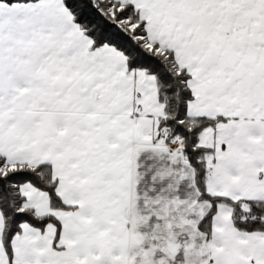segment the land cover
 Instances as JSON below:
<instances>
[{"label": "snow or ice", "instance_id": "6c2138e0", "mask_svg": "<svg viewBox=\"0 0 264 264\" xmlns=\"http://www.w3.org/2000/svg\"><path fill=\"white\" fill-rule=\"evenodd\" d=\"M0 264H264V0H0Z\"/></svg>", "mask_w": 264, "mask_h": 264}]
</instances>
